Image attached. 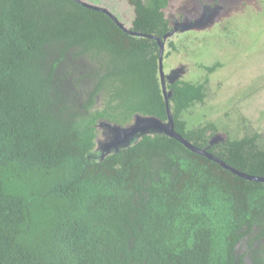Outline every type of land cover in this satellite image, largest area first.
I'll use <instances>...</instances> for the list:
<instances>
[{"label":"trees","instance_id":"1","mask_svg":"<svg viewBox=\"0 0 264 264\" xmlns=\"http://www.w3.org/2000/svg\"><path fill=\"white\" fill-rule=\"evenodd\" d=\"M128 1L129 31L75 0H0V264H264V183L166 135L98 161L99 122L169 109L191 145L264 178V132L215 144L197 120L209 77L165 100L168 0Z\"/></svg>","mask_w":264,"mask_h":264},{"label":"rangeland","instance_id":"2","mask_svg":"<svg viewBox=\"0 0 264 264\" xmlns=\"http://www.w3.org/2000/svg\"><path fill=\"white\" fill-rule=\"evenodd\" d=\"M83 1L106 9L126 27L132 26L136 16L128 0ZM230 1L232 7L222 10L217 19L204 28L174 32L168 37L167 41L179 47V53H174L166 43L165 52H172L163 60L165 76L178 69L185 82L199 83L205 77L210 78L211 96L206 103L209 106L203 111L209 116L199 115L197 120L216 122L218 135L223 138H229L230 134L242 137L243 128L264 132V0ZM190 2L168 0L166 18L172 23L182 18L195 21L200 9H192ZM218 61L222 66L209 73L205 66ZM225 130L230 133L226 134ZM97 135L96 149L101 155L106 142L101 131Z\"/></svg>","mask_w":264,"mask_h":264},{"label":"water","instance_id":"3","mask_svg":"<svg viewBox=\"0 0 264 264\" xmlns=\"http://www.w3.org/2000/svg\"><path fill=\"white\" fill-rule=\"evenodd\" d=\"M77 3L81 4L85 8L95 10L98 12H102L105 14H108L119 27H122L123 29L129 31V28L126 27L125 24H123L121 21L117 19L116 16L112 15L109 11L106 9L100 8L97 5L87 3L83 0H75ZM230 0H222L221 7L211 10L208 14H211V12L214 13H220L222 10H228L231 6ZM205 21H203L204 23ZM168 34V33H167ZM167 34L164 36L166 38ZM160 50H159V75H160V81L162 84L163 89V96L165 100H168V97L171 96V92L167 90L169 85L174 84L176 81L181 80V73H179L178 69H175L170 74L165 76L164 68H163V60H162V54L164 51V44L162 42H159ZM167 116L168 120L167 122H163L155 117H148V116H141L137 115L132 123L130 125H127L126 127H119L117 125H111L107 122H99L97 125V131L102 132V136L104 137V141L106 143L103 144V151H105L103 154H99L96 149V142L97 137L95 139V153L98 156V161H102L105 157L117 154L121 152L122 150H126L128 148H131L138 144L144 136H153V135H166L170 138H174L179 140L182 144H184L189 150H192L193 152H196L198 154L204 155L206 157L211 158L215 162H218L222 165V168L226 171L230 170L233 174L253 182H260L264 183V178L262 177H256V176H250L247 174H243L235 169H232L227 165L226 163L220 161V159H217L213 157L211 154L206 152L205 150L198 149L191 145L186 139H184L179 134L175 133L174 131V124L171 116V112L169 109H167ZM102 129V130H101ZM109 130H111L109 132ZM111 134V136H110ZM218 139V140H216ZM226 138L221 137L220 135H217L214 137L212 143L219 142V141H225Z\"/></svg>","mask_w":264,"mask_h":264},{"label":"flooded vegetation","instance_id":"4","mask_svg":"<svg viewBox=\"0 0 264 264\" xmlns=\"http://www.w3.org/2000/svg\"><path fill=\"white\" fill-rule=\"evenodd\" d=\"M191 2H192V4H191ZM191 2H190V4H191L192 9H194V7H198L200 9V10H198L199 15L197 16L195 21L194 20H188L187 21L186 18H182L180 21L172 23L169 19H167L169 21V26L171 27L170 31L168 32V34L166 36L167 38L170 37L174 32L179 33V31H183L184 33H186V32L191 31L192 28H204V26L209 25V23H212L213 21H215L217 19L219 13H214V12H211V14H208V13L211 10H214V9L221 7L222 0H191ZM184 4H185V1H184L183 5ZM184 20H186V22H184ZM203 21H205V22L203 23ZM171 50L175 51L174 53H179V47L178 46H176V49H171ZM172 51H170V53ZM190 70H191V68L187 69V71H190ZM182 72H183V70H182ZM216 140H218V139H216ZM215 144H216V141H215Z\"/></svg>","mask_w":264,"mask_h":264},{"label":"clouds","instance_id":"5","mask_svg":"<svg viewBox=\"0 0 264 264\" xmlns=\"http://www.w3.org/2000/svg\"><path fill=\"white\" fill-rule=\"evenodd\" d=\"M213 141V140H212Z\"/></svg>","mask_w":264,"mask_h":264}]
</instances>
